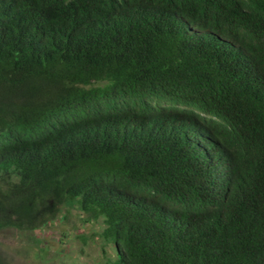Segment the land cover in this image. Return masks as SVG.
<instances>
[{
    "label": "trees",
    "instance_id": "1",
    "mask_svg": "<svg viewBox=\"0 0 264 264\" xmlns=\"http://www.w3.org/2000/svg\"><path fill=\"white\" fill-rule=\"evenodd\" d=\"M74 205L105 264H264V0H0V232Z\"/></svg>",
    "mask_w": 264,
    "mask_h": 264
},
{
    "label": "rangeland",
    "instance_id": "2",
    "mask_svg": "<svg viewBox=\"0 0 264 264\" xmlns=\"http://www.w3.org/2000/svg\"><path fill=\"white\" fill-rule=\"evenodd\" d=\"M103 228L102 220L86 223L77 206H65L37 231H1L0 251L9 264H105L116 250L99 238Z\"/></svg>",
    "mask_w": 264,
    "mask_h": 264
}]
</instances>
